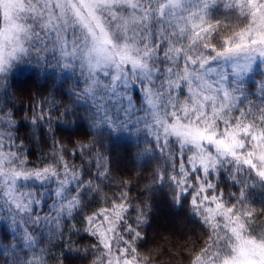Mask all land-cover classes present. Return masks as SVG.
Wrapping results in <instances>:
<instances>
[{"label": "snow or ice", "instance_id": "6c2138e0", "mask_svg": "<svg viewBox=\"0 0 264 264\" xmlns=\"http://www.w3.org/2000/svg\"><path fill=\"white\" fill-rule=\"evenodd\" d=\"M14 2L19 5L15 13L0 14V91L9 92V77L18 64L34 60L55 61L59 68L79 73L83 80L75 99L62 105L50 93L27 97L31 112L24 119L32 125L45 122L49 133L57 121L70 125L78 123L82 115L93 129L106 125L113 132L127 130L135 104L126 90L139 84L150 115L147 132L158 147L163 143L169 148L174 140L180 154L178 174L168 176L174 185V199L179 202L191 190L190 206L209 229L203 246L189 253L188 264H264V212L240 211L235 203L225 202L224 193H217L210 180L223 164L232 162L264 182V107L247 113L240 109L239 115L233 116L237 89L229 91L228 81L209 82L210 69L197 70H205L214 60L231 62L236 73L233 79L239 84L238 78L251 71L257 59L264 66V0H225V6L244 19L237 26L223 28L219 22L209 21L203 10L177 19L181 0ZM259 87L264 90V81ZM182 88L187 91L184 96L179 94ZM16 94L23 103L27 88H17ZM109 101L119 105L118 113L122 108V119L113 115ZM79 103H90L91 108L78 113L75 108ZM0 122V127L11 131L17 120L11 111L0 110ZM9 139L14 151L4 152L0 144V193L21 220L26 216L32 224L49 226L55 230L49 233V241L61 236L66 246L74 243L70 233L86 232L95 241L89 264H156L159 248L145 253L137 247L143 239L139 229L145 212L141 205L133 204L127 190L133 180L110 175L94 137L72 140L69 134L68 143L53 138L39 167L29 166L23 142L17 145L14 137ZM189 146L191 155L185 164L182 161ZM15 160L20 167L15 166ZM77 161L94 163L101 178L118 183L119 194L109 196L91 181L85 183L83 165ZM193 173L199 174L193 177ZM30 179L54 185L52 202L43 215L38 211L43 193L17 187L21 180ZM164 179L162 174L157 177L158 181ZM73 184L78 186L75 192L71 191ZM84 187L100 193L102 203L75 223L72 221L81 207L79 192ZM243 195L241 190L238 199L242 201ZM66 221L67 233L62 231ZM109 237L119 243L115 256ZM23 242L34 250L29 251L25 264H48L46 249L35 234L25 229ZM248 246L257 250L255 258H244ZM55 264H61L58 258Z\"/></svg>", "mask_w": 264, "mask_h": 264}, {"label": "trees", "instance_id": "16d2710c", "mask_svg": "<svg viewBox=\"0 0 264 264\" xmlns=\"http://www.w3.org/2000/svg\"><path fill=\"white\" fill-rule=\"evenodd\" d=\"M159 82V80L156 81L157 86ZM9 83L11 88L7 94L0 91V110L11 111L17 123L11 131L6 127H0V144L3 145V151L7 153L15 150L10 147L9 139L14 137L17 145L23 142V152L29 160V166L39 167L45 160V154L50 149L53 138L68 143L69 134L72 140L94 137L97 148L105 156L110 175L117 180L130 177L133 180V184L129 185L127 190L133 197V204L141 205L145 212L144 221L139 229L143 239L138 241V249L147 253L159 248L160 253L156 257V264H188L189 253L203 246L208 238L209 229L190 206L191 190L188 194L182 195L179 202L174 199V185L168 176L178 174L180 154L173 142L169 148H164L163 143L158 147L155 138L147 132L145 119L148 120V115L143 109L142 88L131 92L135 110L131 116L133 122L129 124L127 130L121 128L113 132L106 125L93 129L82 115L78 123L70 125L57 121L53 131L49 133L45 122L32 125L29 120L24 119L25 114L31 112V104L27 97L45 96L50 93L53 98L61 102V105L68 103L75 99V93L82 87L83 82L79 74H65L55 61L45 63L34 60L31 63L18 64L9 77ZM17 88H27L23 103L16 94ZM184 92L182 90L180 95L184 96L186 94ZM109 103L113 108V115L120 116L122 119V108L118 113L116 109L119 105L112 104L111 101ZM247 106L242 108L246 113L253 109L257 112L259 110L255 105V108L251 104ZM89 108H91L90 103H79L75 110L84 114ZM52 111L56 112L57 109L54 108ZM232 115H239V112ZM188 156L186 152L183 163L188 164ZM77 162L83 165L81 171L82 180L85 183L91 181L101 189V192L109 196L113 193L119 194L118 183L101 178L94 163ZM13 163L17 167L21 166L19 160ZM5 166L9 165L6 163ZM161 174L165 179L158 181L157 177ZM198 174L192 175L195 177ZM251 175L246 169L237 168L232 162H227L221 166L213 179L210 177V180L215 184L217 193H224L225 202L241 204L236 200H240L238 197L243 190L242 200L248 207L259 209L261 213L264 212V194L259 188L258 178ZM17 187L20 191L43 193V202L38 211L43 215L44 211L48 210L47 206L52 202L54 187L52 183L42 184L34 179L21 180ZM77 187L73 184L71 191L75 192ZM79 198L81 207L75 213V220L72 221L75 223L82 222L87 214L102 203L101 194L91 192L87 187L80 189ZM5 203V199L0 196V264H25L29 251H34L24 245L25 229L39 238L40 246L46 249L48 264H55L57 258L61 264H89L94 251L91 245L95 241L86 232L70 233L69 236L74 243H69L67 246L65 238L61 236H57L50 242L49 233L54 232V229L44 224H32L26 216L21 220L14 212L10 214L6 211ZM170 217L176 218L177 224L166 222V219ZM134 221L135 210L132 212V222ZM67 223L68 221L65 222L62 230L65 233H67ZM161 223L166 225L165 228ZM112 243V251L117 254L119 243L115 239ZM38 250L39 248L35 249V251Z\"/></svg>", "mask_w": 264, "mask_h": 264}, {"label": "rangeland", "instance_id": "374dc122", "mask_svg": "<svg viewBox=\"0 0 264 264\" xmlns=\"http://www.w3.org/2000/svg\"><path fill=\"white\" fill-rule=\"evenodd\" d=\"M206 3L208 6L205 9L204 5ZM181 4H182L181 9L177 10V19H179L180 16L186 17L191 12L201 11V10L204 11L206 18L209 21H211L212 23L219 22L222 28L224 25L237 26L239 22L242 19H244L243 17L237 16L236 10L226 7L225 0H181ZM18 7L19 5L15 3L14 0H0V14L7 13V12L15 13ZM2 23H3V20H0V24ZM153 24L155 28L156 27L155 20L153 21ZM165 27H167V24H165ZM209 69L211 70V73L208 76L209 82L215 84L217 81H228L227 86L229 88V91H232V88L237 89V91L234 93V100H233L236 107L233 109L232 114L239 112L240 109L244 107H248L247 105H250V104L254 108L256 106V109H260L261 107H264V90H261L259 87V84L261 83V81H264V66L260 64L259 59H257L256 63L252 66L251 71H248V72L245 71L244 73H242V77L238 78L240 80L239 84H237V81L233 79L236 73L234 72V65L231 62H226L223 60H218V61L214 60V61L209 62L205 70H200L197 68L198 71H205V72H207ZM61 70L65 74L76 73V72H71V71L64 70V69H61ZM76 74H79V73H76ZM79 78L83 82L80 75H79ZM139 88H140L139 84L135 86L130 85L126 90L127 95L131 97V92L133 90H139ZM182 90L185 91L184 93L187 94L186 88H182L179 91V94ZM142 96H143V103H144L143 109H144V112L148 115V120H149L150 115L148 114V109L145 103L143 91H142ZM236 97H239V99L236 100L235 99ZM217 123L219 124L220 122L218 121ZM223 127H224L223 124H220L221 130H223ZM149 135L152 136L151 134ZM172 142L175 144L174 140ZM202 146H206V145H203V142H202ZM208 150L212 151L211 147H208ZM187 152L190 156L191 146H189V150ZM244 169H246L249 174H252L251 176H255V174H253L247 168H244ZM216 175L217 173L213 174L211 176V179H213ZM0 183H2V181H0ZM259 188L262 194H264V182L260 181ZM0 196L5 199L2 193H0ZM236 201L243 204L242 206L241 204H236L237 209H239L240 211H244L245 209H247L249 214L252 212H255L258 215L260 214L259 209L255 210L252 207H248L247 203L244 200L242 201L236 200ZM5 202H6L5 203L6 211L10 214H13L14 212L16 215H18L17 211L7 203L6 199H5ZM176 221L177 220L174 217H170L166 219V222H169V223H176ZM18 223L20 222L18 221ZM237 223H242V221H237ZM161 224L165 228L166 225L164 223H161ZM109 239L113 240V238L111 237H109ZM256 252L257 250L253 249L251 246H248V251L246 252L244 258L245 259L249 257L255 258ZM112 255L115 256L116 254L113 253L112 251Z\"/></svg>", "mask_w": 264, "mask_h": 264}]
</instances>
